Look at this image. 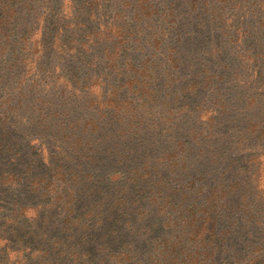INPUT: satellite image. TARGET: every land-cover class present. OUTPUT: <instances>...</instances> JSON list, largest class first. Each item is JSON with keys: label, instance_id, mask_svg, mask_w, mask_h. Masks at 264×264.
Masks as SVG:
<instances>
[{"label": "trees", "instance_id": "1", "mask_svg": "<svg viewBox=\"0 0 264 264\" xmlns=\"http://www.w3.org/2000/svg\"><path fill=\"white\" fill-rule=\"evenodd\" d=\"M104 1L0 0V264H264V0Z\"/></svg>", "mask_w": 264, "mask_h": 264}, {"label": "rangeland", "instance_id": "2", "mask_svg": "<svg viewBox=\"0 0 264 264\" xmlns=\"http://www.w3.org/2000/svg\"><path fill=\"white\" fill-rule=\"evenodd\" d=\"M112 2H113V0H105L104 1L105 4H104V7L102 9L105 10V13L103 14V19H104L105 16L109 17V15L111 13H113V10L115 9V6H114V3H112ZM142 35H144V37L140 36L142 38L141 39V44H146L147 43V39L145 40L144 38L149 35V32L145 31ZM191 41H193V40H191ZM193 44L194 43H190V46L193 45ZM137 45L138 44H135L133 42H130L128 44V46L132 47V49L129 50V51H126V53L122 54L121 59H120V62L122 64H125L126 62H132L134 60H135L134 63L137 62V61L141 62L143 58H146L148 56L146 51L142 52L140 49L135 51L134 47L137 46ZM147 49H149V48L147 47ZM188 50H190V49H188ZM102 52H103V47L101 49H96L94 51V53H93V56L97 57L96 60H95V66L92 67L91 69H89L93 73H97V72H99V70L104 72L103 69H106V67H107V66H105V62H104L105 60L101 59V57H100V56H102ZM159 52H158V54H159ZM156 57L158 58V56H156ZM125 69H131V68H127L125 66ZM85 71H86V69H85ZM128 75H129V72L127 74H125L124 78L128 77ZM121 84L122 83H120L119 81L115 82V80L112 79V77L107 78V75H104V76L101 77V79L95 81V85L93 86L92 95L93 96H102L104 94V92H107V90L110 89V87L112 85L119 86ZM123 89H125V87ZM123 89H121V90H123ZM83 92L86 93V91H83ZM70 95L71 94H69V96ZM83 96H85V97H83ZM86 97H87V95H83V94L82 95H75L74 94V95L70 96L68 101L71 102V104H74V105L77 104V105H80V106L83 107L84 106L83 104H84V101H85ZM88 97H90V96H88ZM156 112H159V111L158 110L155 111V114H156L155 116H153V115L149 116V115H145L144 114L142 117H143V119L148 118V120L149 119H155L156 117H159L158 116L159 114H157ZM190 117H191V121H193V118H192V116L189 113H187V112L180 113L178 115L177 124H180L182 127H186L189 124ZM148 124L152 128H154V132H158L159 131V128L156 127V126H158L157 123H151V122L148 121ZM164 131L165 130H162V132H164ZM41 156H43V152H41V149L37 148V149L34 150L33 155L30 156V158L33 161L36 162L37 159L40 158ZM22 190H24V189H18V191L16 192V195L18 196L19 199H22L23 197H25V198H28L30 202H36L37 201V200H34L31 197H29V194H26V193L24 194V192ZM0 197H1L0 198V201H1L2 200V194L0 195ZM2 202L5 205L6 201L2 200ZM37 202H39V200Z\"/></svg>", "mask_w": 264, "mask_h": 264}]
</instances>
